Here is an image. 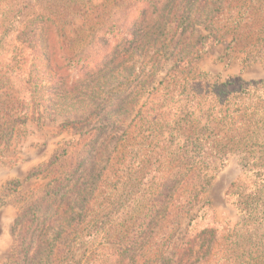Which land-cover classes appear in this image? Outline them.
I'll use <instances>...</instances> for the list:
<instances>
[{"label":"rangeland","instance_id":"obj_1","mask_svg":"<svg viewBox=\"0 0 264 264\" xmlns=\"http://www.w3.org/2000/svg\"><path fill=\"white\" fill-rule=\"evenodd\" d=\"M79 1L91 8L90 14L86 13L91 20H83L80 15L85 8L83 5L81 11L76 12L79 28L67 31L68 37H62V42H56L49 28L46 32L37 30L36 42L32 39L30 44L21 43L30 33L12 41L10 33L1 37L0 67L10 64L14 75L9 77L11 89H0V114L10 115L4 122L5 117L0 119V264L7 262L16 244L19 225L14 221L21 206L44 189L52 188L65 174L75 172L73 169L86 154L89 144L96 146L102 141L100 150L94 153L95 165H91L92 173L97 176L94 184L89 178L86 187L94 194L89 196L83 222L61 234L67 233L65 242L62 241L63 254L59 256L61 264H84L97 244L111 233L109 227L113 222L109 218L121 219L124 223L125 219L130 220L143 211L142 194L131 203L128 177L138 174L137 180H141L139 177L143 176L138 190L155 189L157 183H145V178L155 176L156 171L164 172L157 165L169 167L171 172L181 170L190 177L200 173L205 188L191 212L181 218V225L173 232L165 255L178 244L190 217L205 204L206 215L196 222L214 224L218 228L219 236L226 238L219 242V255L230 258L231 241L251 228H248L251 222L241 218L232 202L234 197L229 198L227 192L246 183L245 161L251 156L264 155V129L255 132L250 126L248 131L242 129V135L234 136L238 125L235 120L244 105L263 109L257 114L258 119L264 118V64L247 62L244 53H229L231 37L227 36L219 42L210 38L195 61L180 65L178 77L182 80L171 76L176 72L171 69L175 58L161 62L153 76L144 77L140 82L134 80L130 86L124 84L132 78L125 69L86 75L95 72L93 68L101 60L87 44L91 39L88 28L92 25L94 31L99 26L93 21L94 15L101 9L109 12V20L116 23L115 30H119L108 36L107 44L111 46L120 39L121 32L128 29L136 13L129 9L123 21L119 11L125 0ZM24 4L27 3L0 0V23L5 31L11 27L10 20H17ZM204 34L206 31L199 26L193 38ZM97 38L98 35L93 41ZM46 44L52 54L50 66L41 55ZM58 44L63 46L64 53L74 55L84 49L83 52L90 54L84 65L76 66L73 76L69 73L59 79L50 69L53 56H62ZM96 44L107 45L99 38ZM21 49L23 52H18ZM15 62H23V73ZM176 82L181 84L179 88ZM255 86L261 89L253 92ZM128 87L132 91L123 97V92L130 91ZM195 90L202 95L199 105L194 98L186 102L177 97L186 94L194 97ZM168 91L174 100L161 107V99L167 98ZM209 92L218 99L212 100ZM158 105L161 114L153 110ZM87 163L82 162L73 178ZM252 227L257 228L253 224ZM244 243L235 253H242ZM226 248L229 250L225 251ZM144 258H139V264ZM236 260L240 264V259ZM216 263L214 259L208 262ZM147 264L161 263L153 256Z\"/></svg>","mask_w":264,"mask_h":264},{"label":"trees","instance_id":"obj_2","mask_svg":"<svg viewBox=\"0 0 264 264\" xmlns=\"http://www.w3.org/2000/svg\"><path fill=\"white\" fill-rule=\"evenodd\" d=\"M49 1L51 0H19L20 3L27 4L22 6L17 20H10L11 27L8 31H5L0 23V41L4 33L12 35L11 41L30 33L29 38H23L21 43L30 44L32 39L35 43L37 30L46 32L49 28L56 42H62V37H68L67 31L79 28L76 19L83 5L85 8H82L80 15L83 20H91L88 18L89 15H86L90 14L91 8L82 5L79 0H52L53 2L48 3ZM129 9H133L136 15L131 19L128 29L121 32L120 39L111 46L107 44L108 36L119 30H115L116 23L109 20V12L105 13L101 9H99L101 12L94 15L93 21L96 20L99 26L94 31L92 25L88 28L91 39L87 44L96 51L101 60L93 68L95 72L85 73L86 75L125 69L132 78L125 80L124 84L130 86L134 80L140 82L144 77L153 76L161 62L175 58V64L171 69L176 72L171 76L176 80H182L183 78L178 77L180 65H189L195 61L210 38L219 42L227 36L231 37L227 47L229 53L233 55L244 53L247 62L264 64V0H125L119 11L124 17L123 21ZM84 26L85 21L81 28ZM199 26L206 34L193 38L194 31ZM96 35L107 44L105 48L96 44L98 38L93 41ZM58 47L62 56H53V66L50 69L59 79L68 76L69 73L73 76L76 66L79 63L84 65L87 56L90 55L83 52L84 49L73 55L70 52L64 53L61 44H58ZM23 50L18 52L22 53ZM42 50L41 55L50 66L52 54L49 45L46 44ZM14 64L19 71L24 72L23 62ZM13 72L10 64L0 67V89L3 87L11 89L9 77L14 75ZM175 85L178 88L181 86L177 82ZM184 89L183 86V92ZM258 89L261 88L255 86L253 92ZM129 90L123 92V97L131 93L132 89ZM244 90L245 88L241 91ZM194 92H196L194 97L187 94L177 97L180 101L186 102L194 98L199 105L201 92L197 90ZM174 93H177V90ZM165 95L167 98L161 99V107L174 100L169 91ZM208 95L212 100L218 99L212 92ZM171 107L173 109L172 105ZM158 108L159 105L153 110L161 114L162 111ZM262 110L257 106L244 105L235 120L238 125L234 128L236 132L234 136L242 135V129L248 131L250 126L255 132L264 129V118L258 119L257 114L263 112ZM4 117L3 122L10 115L0 114V119ZM101 143L103 141L96 146L89 144V148L85 150L86 154L73 171L76 172L82 162L88 163L74 178L72 175L75 172L65 174L52 188L44 189L42 193L21 206L14 221L19 225L16 244L5 264H61L59 256L63 254L62 241L65 242L67 233L63 236L61 234L83 222L82 215H85L89 196L92 197L94 194L93 191L86 190V187L89 178L94 184L96 182L94 177L97 176L92 173L91 165H95L94 153L100 150ZM177 158L180 161L183 159L181 156ZM245 163L246 183L236 186L234 191L232 187L227 195L229 198L234 197L232 202L238 214L243 220L251 222L248 225V228H251L231 241L230 258L219 255L221 253L219 242H224L226 238L223 235L219 236L218 228L214 224L198 225L196 222L198 219L202 221L205 217V204L190 217L189 227L187 226L178 244L165 255L173 232L181 225V218L191 212L205 188L200 173H194L190 177L181 170L171 172L169 167L157 165V168L162 167L164 172L156 171L155 176L145 178V183H157L155 189L138 190V184L142 183L144 178L140 176L141 180H137L138 174L135 176L130 174L128 180L131 184L128 189L131 193V203L137 201V197L142 194L143 211L130 220L125 219L124 223L121 219L114 221L116 219L109 218V221L113 222L109 227L111 233L97 244L84 264H139L141 257L145 258L140 264H147L153 256H156L161 264H208L212 263V259L217 262L216 264H238L236 259H240V264H264V155L251 156ZM116 211L117 209L111 213ZM252 224L257 228L252 227ZM243 242L245 243L242 253H235ZM228 250L229 248L225 249Z\"/></svg>","mask_w":264,"mask_h":264}]
</instances>
